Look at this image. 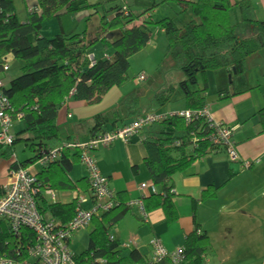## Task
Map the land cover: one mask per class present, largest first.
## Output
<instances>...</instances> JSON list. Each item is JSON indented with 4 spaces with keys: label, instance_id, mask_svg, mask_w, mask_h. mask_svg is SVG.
I'll return each instance as SVG.
<instances>
[{
    "label": "trees",
    "instance_id": "trees-1",
    "mask_svg": "<svg viewBox=\"0 0 264 264\" xmlns=\"http://www.w3.org/2000/svg\"><path fill=\"white\" fill-rule=\"evenodd\" d=\"M15 1L0 0V69L11 60L22 63L21 75L13 78L9 86L4 84V94L14 110V124L17 121L22 124L15 132L12 128L10 134L14 141L11 145L0 143V158L9 161L10 175L13 170H28L30 165L43 166L37 175L30 172L36 178L35 199L42 221L51 224V228L60 229L67 226L79 210H86L79 192L66 204L45 192L47 189L72 191L78 188L77 183L67 177V169L73 165L66 154L70 147L58 143L59 111L70 100L97 104L113 87L124 84L128 80L130 58L150 42L152 26L161 29L166 36V55L184 73L179 87L185 110L195 114L189 121L177 112L166 114L165 119L142 130L147 148L145 163L156 191L147 194L145 191L140 198L147 213L161 208L168 221L175 220L174 176L210 154L227 150L226 144L213 141L215 123L203 114L204 109H209L208 73L225 70L235 83L245 72L249 58L264 49V22L249 16L253 0H164L174 3L175 6L171 5L174 15H163L157 21L149 16L139 23L141 17L152 14L157 4L136 14L120 0L97 4H90L88 0H37L34 6L38 10L29 12L27 20L21 21ZM86 10H95L94 13L100 15L95 30L86 28L76 34L62 31L53 38L41 36L46 20ZM98 45L112 52L104 51L102 56H96L93 49ZM234 69L236 74H233ZM173 91L168 88L159 93L160 104L172 102ZM125 102L133 108L138 104L133 95ZM140 110L135 108L133 114L142 115ZM18 112L23 114L20 119L16 118ZM259 117L264 132V108L259 111ZM107 119V115H97L95 128H104ZM227 127L233 137V126ZM19 143L24 144V153L28 152L23 159L16 157L15 147ZM57 149L59 155L51 159L50 154ZM75 151L81 162L80 154L77 149ZM234 175L232 172L231 176ZM87 178L94 208L98 200L88 173ZM218 190L211 186L204 189L201 200L214 198ZM111 201V208L96 213L89 225L71 235L69 242L74 234L92 225L87 248L80 253L71 251L75 264H100L101 260L106 264H137L148 260L137 249L123 255L122 244L110 236V227L134 207L113 192ZM36 244L32 229L24 226L15 231L10 222L0 218V259L23 256ZM209 247V236L205 230H199L196 223L183 245L181 264H208ZM31 264L36 263L31 261Z\"/></svg>",
    "mask_w": 264,
    "mask_h": 264
},
{
    "label": "crops",
    "instance_id": "crops-1",
    "mask_svg": "<svg viewBox=\"0 0 264 264\" xmlns=\"http://www.w3.org/2000/svg\"><path fill=\"white\" fill-rule=\"evenodd\" d=\"M105 1L108 0H88L92 4ZM125 5L129 6L126 3ZM149 16L152 17L153 13L141 17L138 23L148 19ZM249 16L264 22V0H253ZM62 31L67 32L63 25ZM160 32L164 35L162 30ZM158 35L159 32L156 31L155 36ZM147 45L151 48L152 39ZM261 52L249 58L245 72L235 83L230 82L225 70L219 69L208 73L207 103L211 120L233 126L232 138L239 155L238 161H230L225 152L213 153L176 174L173 179L176 191L173 203L177 218L171 222L167 220L161 208L148 212L146 220H142L139 216L138 208L129 209L122 220L109 229L110 236L120 244H129L128 247H124L123 255L137 249L146 259H150L153 254L150 242L156 238L160 239L163 246L171 252L184 245L186 237L194 230L197 223L199 230H205L211 244L213 243L220 251L218 255L221 259L220 264L228 263L235 256V258L243 257L238 264H264V251H262L264 250V210H259L260 206H264V190L252 188L254 184L264 179V132L259 117V111L264 108V53ZM124 84L113 87L97 104L70 100L59 111L57 124L60 141L58 143L70 147L66 154L73 160V165L67 169V177L76 182L78 188L72 191L56 190V201L70 203L78 192L79 195L86 193L90 198L91 189L87 171L78 155L76 156L75 150L77 149L80 154L81 145L87 143L95 134L131 123L137 116L133 114V110L138 107L142 114L165 115L185 110L178 85L171 86L175 91L172 99L182 100L183 107L180 105V107L164 109L167 104H160L157 100V95L161 90L163 91L162 88L159 90V85L148 87L151 88V92L147 97L153 99L148 106L144 102L141 105L140 100L137 99L138 104L133 108L128 106L125 100L129 95L136 93L125 94ZM142 91L143 89L137 93L141 94ZM155 101L161 105V108L151 109ZM115 110L117 114L114 115ZM100 114L108 117L105 130L96 129L94 126L95 117ZM17 123L14 126L17 127ZM92 155L96 158L101 173L108 177L110 190L120 195L125 202L140 198L144 194L140 190V185L151 183L145 163L147 148L143 142V132L128 144L117 141L111 147L101 148ZM16 157L22 159L18 157L17 152ZM246 162L251 163L249 168L244 167ZM9 168V161L0 158L2 187L13 181ZM42 169L43 166L40 164L28 167V170L35 175L42 172ZM232 172L235 173L234 176H231ZM254 175L257 178H246V180L251 189L260 190V194L251 195L250 202L253 204L247 209L246 204L240 200L241 196L242 198L246 196L240 195V189H243L241 184L244 182V176ZM210 186L219 188L217 195L214 198L201 200L203 190ZM147 193L148 191L145 192ZM246 198L247 196L245 200ZM215 237L217 242L220 239L223 246L217 244ZM72 243L73 238L69 242L70 246Z\"/></svg>",
    "mask_w": 264,
    "mask_h": 264
},
{
    "label": "built area",
    "instance_id": "built-area-1",
    "mask_svg": "<svg viewBox=\"0 0 264 264\" xmlns=\"http://www.w3.org/2000/svg\"><path fill=\"white\" fill-rule=\"evenodd\" d=\"M36 10L38 8L33 7L28 11L33 12ZM9 69L8 64H5L0 69V143L7 145H11L14 141L10 132L15 121L12 113L14 110L4 94V80L2 78V75H5ZM138 79L145 81L147 73L145 71L141 72L138 75ZM172 114L169 113L167 115ZM176 114L184 117L187 121L195 115L187 110L178 111ZM203 114L211 119L208 108L203 110ZM167 115L144 113L129 124L108 132L95 134L87 143L81 145V162L87 170L89 181L98 203L91 210H79L73 220L64 228L54 229L51 228V224H46L42 221L43 219L38 211L35 199L37 193L35 176L26 169L13 170L11 172L13 181L3 186V194L0 195V218L10 222L15 231L24 226L32 229L36 235L37 244L23 256L1 258L0 264H31V261H35L36 264H75L68 244L71 235L89 225L96 213L112 207V192L109 189L108 178L101 173L97 160L92 153L101 148H109L117 141H121L124 144L130 143L146 126L165 119ZM22 116L21 112L16 114L17 119ZM214 123L216 131L212 134L213 141L223 143V145L226 144L228 159L232 162L238 161L239 155L231 140L232 134L227 127L228 125L226 126L220 122ZM58 155L59 150L57 149L50 154V158L52 159ZM250 166V162L244 163L245 168ZM140 190L154 193L156 187L151 185V183H142ZM45 192L55 199V191L47 189ZM129 205L137 207L142 219H147L148 213L141 198L131 200ZM150 245L153 251L151 258L137 264H181L183 262V246L169 252L160 239L157 238L151 240ZM128 246L129 244L126 243L122 245V247ZM100 264H106V262L101 260Z\"/></svg>",
    "mask_w": 264,
    "mask_h": 264
},
{
    "label": "rangeland",
    "instance_id": "rangeland-1",
    "mask_svg": "<svg viewBox=\"0 0 264 264\" xmlns=\"http://www.w3.org/2000/svg\"><path fill=\"white\" fill-rule=\"evenodd\" d=\"M121 3L128 4L133 11L141 13L148 7H151L153 4H157L154 7V11L152 18L154 20H159L160 18H163L162 14L172 16L174 15V11L171 8L172 6H175L172 1H169L168 3L163 2L164 0H120ZM37 0H16L15 6L16 10L19 16V19L21 21H25L28 18L29 9L35 7ZM92 4V3H90ZM95 10H86L79 12L81 14H72V15H63L60 18H53L50 20H46L42 30H41V36L46 38H53L55 35L62 32V25L64 26L65 30L69 32V34H76V33H82L86 28H88L89 31L95 30L96 25L99 23L100 15L94 13ZM82 14H85L82 16ZM89 18V21L87 20ZM233 21V19H232ZM82 23V24H81ZM79 24V26H78ZM81 24V25H80ZM161 29L157 28L156 26L151 27V36H152V46H146L143 49H141L139 52H137L135 55H133L130 58V70L128 72V80L125 82L124 92L125 94H130V92H135L136 94H131L133 97L137 98L138 101L140 100V103L142 105V102L148 106L152 98L147 97L148 94L151 92L150 85H159V90L161 88L164 90H167L171 86H179L180 81H182L184 77V73L178 68V66L175 64L174 60L171 59L170 56H167L166 51V44L167 39L165 34H161ZM158 31L159 35L155 36V32ZM66 32V33H67ZM166 41V43H165ZM96 56H102L104 54V51L107 54H110L112 52V49L103 50L100 45L95 47L93 49ZM261 53H264V49ZM21 61L19 60H11L8 62V65L10 67L9 71L2 75V78L4 80V84L6 86H9L10 81L13 78H16L21 75ZM145 70L147 73L148 79L145 81H140L138 79V75L141 71ZM211 74V73H210ZM212 78V77H211ZM215 85V83H214ZM166 88V89H164ZM141 89H143L142 93L139 94ZM214 91V90H212ZM159 92V91H158ZM162 92V90H161ZM160 92V93H161ZM181 92V91H180ZM173 94H175V91H173ZM178 97V96H176ZM183 101H172L170 103H167V105L164 107V109L168 108H176L180 107L182 105ZM143 104V106H144ZM123 106V105H122ZM183 107V105H182ZM159 109L161 108V105H159L156 101L154 102V106L151 107V109ZM163 114V113H161ZM18 122V121H17ZM16 122V123H17ZM22 124V122L17 123V127H13V132L16 131V128L19 127V125ZM80 144V143H79ZM24 144L19 143L16 145V152L19 158H24V154H28V152L24 153ZM244 182L241 184V187L243 189L241 190L240 195H246L247 198L245 200V197H240V200L242 203L246 204V208L250 209L252 207L253 202H250L251 195H254L255 193L260 194V190H264V179L261 182H258L256 185L252 187L253 189H260L254 191L249 186L248 181L246 178L254 179L257 178L256 175L254 176H244ZM249 193V194H248ZM82 198V206L86 210H90L93 206L91 199L87 196V194H81ZM260 200V198H258ZM261 201V200H260ZM259 210H264V206H260ZM92 229V225L89 228H86L84 230H81L80 232L74 234L72 236L73 243L70 246V249L74 253H80L81 251L85 250L89 243V233ZM216 240V237H215ZM217 242V240H216ZM217 244L220 246H223L220 239H218ZM261 251V250H260ZM264 251V250H262ZM238 252V251H236ZM243 252V251H241ZM250 252V251H248ZM220 251L216 248V246L210 242V247L207 251V263L208 264H220L221 259L218 257ZM236 257V256H235ZM232 257L231 261H229L226 264H238L243 260V257ZM245 262V260H244ZM225 264V263H223ZM245 264V263H244Z\"/></svg>",
    "mask_w": 264,
    "mask_h": 264
},
{
    "label": "water",
    "instance_id": "water-1",
    "mask_svg": "<svg viewBox=\"0 0 264 264\" xmlns=\"http://www.w3.org/2000/svg\"><path fill=\"white\" fill-rule=\"evenodd\" d=\"M109 36L111 37L112 34H109ZM233 74H236V70H235V69L233 70ZM231 76H232V75H229V78H230ZM230 82H232V81L230 80Z\"/></svg>",
    "mask_w": 264,
    "mask_h": 264
}]
</instances>
